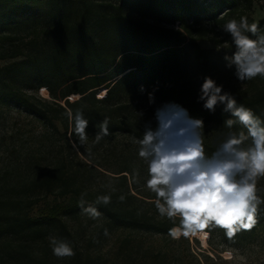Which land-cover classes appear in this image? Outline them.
Wrapping results in <instances>:
<instances>
[{
	"label": "trees",
	"instance_id": "trees-1",
	"mask_svg": "<svg viewBox=\"0 0 264 264\" xmlns=\"http://www.w3.org/2000/svg\"><path fill=\"white\" fill-rule=\"evenodd\" d=\"M252 8L253 0H0V103H15L31 111L44 124V135L50 140L36 154L24 155L14 184L8 186L5 181L0 185V239L7 236L10 240L0 258L8 256L19 264L20 256L30 249L39 251L41 264H53L48 237L69 241L72 234L67 220L88 216L79 207L82 193H86V206L97 207L100 217L115 227L169 238L176 225L159 215L153 193L143 194L137 187V176L147 179V166L138 156L135 140L142 138L146 125L157 128V109L170 104L222 131L219 139L204 141L206 155L230 132L246 134L239 123L231 129L225 126L227 119L234 118L223 112V105L215 113L203 108L199 96L205 77L223 85V91L231 93L238 104L264 120V85L254 94L234 93L228 78L235 76V66L227 67L224 57L235 51L222 49L232 43L230 34L223 31L224 24L242 16L254 23ZM258 25L262 29L264 21ZM201 41L214 48H202ZM5 61L9 62L1 65ZM25 88L43 90L50 101L26 97L22 94ZM78 109L89 121L88 161L100 166L99 154L97 158L92 154L110 152L118 166L113 174L119 176L113 178L122 181L123 190L91 191L84 170L93 167L79 162L82 171L74 170L70 159L52 143L61 135L69 150L74 151L72 146L83 149L74 132ZM105 117L110 134L95 143ZM165 118H174L176 128L184 125L176 110L166 112ZM119 139L127 145L120 146ZM250 144L248 139L243 146ZM257 187L264 198L262 184ZM14 189L25 190L28 198L8 197L6 192ZM48 195L69 197L39 216H30L29 210ZM100 195H110L111 202L95 204ZM204 231L221 251L260 244L264 242V204L255 226L231 239L222 228ZM177 240L187 241V237Z\"/></svg>",
	"mask_w": 264,
	"mask_h": 264
},
{
	"label": "clouds",
	"instance_id": "clouds-1",
	"mask_svg": "<svg viewBox=\"0 0 264 264\" xmlns=\"http://www.w3.org/2000/svg\"><path fill=\"white\" fill-rule=\"evenodd\" d=\"M223 31L230 34L235 45V52L225 55L224 59L227 67L235 66L237 79L243 82L257 76L264 78V31L258 23L249 24L247 17L242 16L239 21H227ZM199 100L211 113H215L218 105H223V112L234 118L227 119L225 126L231 129L239 123L247 130L246 134L230 132L210 156L206 155L203 119L192 118L186 109L170 104L157 109V128L146 125L142 138L135 143L139 145L138 156L147 166L145 186L155 196L156 209L160 216L176 225L170 229V235L178 239L218 227L231 239L237 232L255 226L260 205L264 204L257 187L264 178V120L250 108L238 104L234 96L223 91V85H217L211 77L204 78ZM149 102H153L151 94ZM170 110L183 116V126L176 128L174 118H165ZM73 119L74 132L83 145L88 139L89 121L79 109ZM99 129L95 143L110 134L107 117L99 124ZM248 139L251 144L244 147ZM85 196L86 193H82L79 201L81 211L98 219L100 211L91 204L86 206ZM119 200L123 202L125 197L121 195ZM110 202V195H100L95 204ZM104 234L108 235L107 229ZM48 239L56 257L75 255L67 240L55 236Z\"/></svg>",
	"mask_w": 264,
	"mask_h": 264
},
{
	"label": "rangeland",
	"instance_id": "rangeland-1",
	"mask_svg": "<svg viewBox=\"0 0 264 264\" xmlns=\"http://www.w3.org/2000/svg\"><path fill=\"white\" fill-rule=\"evenodd\" d=\"M252 9L254 23L264 21V0H253ZM261 30L264 31V27ZM199 44L204 49L214 48V45L207 41H201ZM222 49L227 52L236 50L233 43L223 45ZM8 62H1V65ZM228 80L232 91L237 94L245 92L254 94L256 88L264 85V78L259 76L243 82L236 76L229 77ZM22 94L26 97L50 101L48 94L43 90L33 91L25 88ZM57 127L62 132L59 124ZM203 131L204 141L219 139L222 136V131L213 125H204ZM44 134V124L36 119L31 111L15 103H0V185L3 186L5 181L8 186L14 184L15 172L20 167L24 155L31 152L36 154L43 144L50 141ZM51 141L57 146V150H61L63 155L70 159L69 165L74 170L82 171L81 162L93 167V169L84 170V177L88 178L87 184L91 191L119 192L123 190L122 181L113 178L119 176L113 174L117 172L118 166L110 152H92L95 158L99 154L100 166H97L90 163L86 157V154H91V147L86 145L87 143L83 144L82 150L72 146L74 151H71L64 145L61 135L55 136ZM118 144L124 147L127 142L119 139ZM145 181L146 179L137 176V187L143 194H149L151 192L146 188ZM258 184H262L264 188V178H261ZM14 190L6 192L7 196L20 198V200L28 198L25 190ZM131 191L135 192L134 189ZM68 197L48 195L29 210V215L39 216L52 205L66 202ZM67 224L72 234L68 242L72 245L75 255L58 258L52 254L50 262L53 264H264V242L237 250L221 251L217 244L209 242V235L205 231L188 236L187 241H178L172 236L161 237L151 232L117 228L102 217L92 219L90 216L79 215L67 220ZM105 229L108 230L107 236L104 234ZM7 241H10L7 236H2L0 239V256L5 255L3 247ZM26 253L20 256L22 262L19 264H24L23 260L26 264H41L37 261L38 250L27 249ZM0 264L15 263L9 260L8 256H3L0 258Z\"/></svg>",
	"mask_w": 264,
	"mask_h": 264
}]
</instances>
